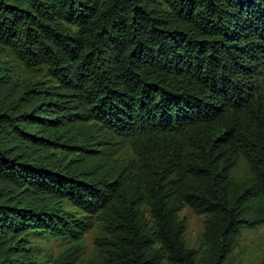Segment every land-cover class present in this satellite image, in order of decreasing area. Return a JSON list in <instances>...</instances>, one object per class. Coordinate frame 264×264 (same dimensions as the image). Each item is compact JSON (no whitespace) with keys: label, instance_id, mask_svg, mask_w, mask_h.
Returning <instances> with one entry per match:
<instances>
[{"label":"trees","instance_id":"trees-1","mask_svg":"<svg viewBox=\"0 0 264 264\" xmlns=\"http://www.w3.org/2000/svg\"><path fill=\"white\" fill-rule=\"evenodd\" d=\"M95 221L86 264H223L264 224V0H0V264Z\"/></svg>","mask_w":264,"mask_h":264},{"label":"rangeland","instance_id":"rangeland-1","mask_svg":"<svg viewBox=\"0 0 264 264\" xmlns=\"http://www.w3.org/2000/svg\"><path fill=\"white\" fill-rule=\"evenodd\" d=\"M6 55V56H5ZM1 57L9 59L12 66V75L18 79L44 80L45 68L39 67L26 71L20 63L13 60L10 53L5 50ZM248 169L245 161L239 159L232 174L234 178L241 179L247 175ZM62 205L70 210L73 207L66 201ZM147 217V208L143 206ZM179 216L185 220L186 228L184 242L187 247L196 249L197 259H200L204 248L202 232L204 215L195 214L190 207L185 205L180 211ZM150 224V223H149ZM102 234L101 223L95 221L93 227L88 230L81 240L72 242L66 238H53L49 234L38 232L27 236L28 246L32 257L38 264H51V262L67 247L75 246L76 259L79 264H86L89 261L100 260L102 251L94 244V238ZM163 264H170L163 262ZM223 264H264V224L255 228H243L235 239L232 251Z\"/></svg>","mask_w":264,"mask_h":264}]
</instances>
